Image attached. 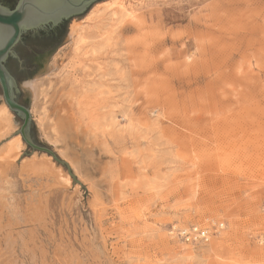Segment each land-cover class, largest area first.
<instances>
[{"label": "rangeland", "instance_id": "rangeland-1", "mask_svg": "<svg viewBox=\"0 0 264 264\" xmlns=\"http://www.w3.org/2000/svg\"><path fill=\"white\" fill-rule=\"evenodd\" d=\"M106 1L32 80L42 142L76 180L23 140L1 155L20 135L8 108L0 264H264V0H147L131 17ZM212 222L208 244L177 234Z\"/></svg>", "mask_w": 264, "mask_h": 264}, {"label": "water", "instance_id": "water-1", "mask_svg": "<svg viewBox=\"0 0 264 264\" xmlns=\"http://www.w3.org/2000/svg\"><path fill=\"white\" fill-rule=\"evenodd\" d=\"M98 1L0 0V100L20 117L19 134L23 142L33 151L50 155L74 179L69 164L42 142L31 103V87L36 73L45 67L64 40L70 20L83 15ZM62 24L53 36H44L43 32ZM80 185L87 193V188Z\"/></svg>", "mask_w": 264, "mask_h": 264}, {"label": "bare ground", "instance_id": "bare-ground-1", "mask_svg": "<svg viewBox=\"0 0 264 264\" xmlns=\"http://www.w3.org/2000/svg\"><path fill=\"white\" fill-rule=\"evenodd\" d=\"M144 1H147V0H109V1L102 3V5L107 4V7L105 9H108L109 11H113L114 16L120 15L122 17H131V16L135 15L137 5L146 4V3H144ZM97 6H99V5H97ZM94 14H96V13L94 12V9H92L91 12L89 13V15L87 16L86 20L93 18L92 16ZM82 31H83L82 30V23L81 22H73V24L71 25V35L70 36L73 39H75L76 50H79L80 46L87 42V38L84 36V33H83L84 31L83 32ZM89 39H91V38H89ZM44 89L45 88H44L43 81L38 80V82L32 83L31 97H32L34 104L36 106L38 105L37 102L40 101L41 96H43V94H46L45 93L46 89L45 90ZM39 97H40V99H39ZM41 100H43V98ZM40 102H38V103H40ZM42 104H43V102H42ZM39 105L42 106L41 104H39ZM36 106H34V107H36ZM36 108H38V107H36ZM36 108H34V109H36ZM9 116L10 115L8 113V107L5 105L3 107H0V128L1 129L6 130L8 128V125L11 122ZM0 137H1V135H0ZM13 140H11L10 142H8L7 144H5L3 146V149L1 150L2 151L1 155L2 156L4 155L5 157L12 156L13 158L12 157L11 158L13 160H15L21 154L22 149L24 148V144L22 143V139H21L20 135L15 137L14 141ZM71 164H73V163H71ZM220 226L225 227L222 223H220Z\"/></svg>", "mask_w": 264, "mask_h": 264}, {"label": "built area", "instance_id": "built-area-1", "mask_svg": "<svg viewBox=\"0 0 264 264\" xmlns=\"http://www.w3.org/2000/svg\"><path fill=\"white\" fill-rule=\"evenodd\" d=\"M178 228L177 234L188 244H208L211 238L222 228L220 224L212 222L209 226L190 225L186 229Z\"/></svg>", "mask_w": 264, "mask_h": 264}, {"label": "flooded vegetation", "instance_id": "flooded-vegetation-1", "mask_svg": "<svg viewBox=\"0 0 264 264\" xmlns=\"http://www.w3.org/2000/svg\"><path fill=\"white\" fill-rule=\"evenodd\" d=\"M13 8H14V7H13ZM13 8H10V9H13ZM64 24H65V23H64ZM64 24H62L60 27H58V28L55 29V30H51V31L43 32V34H45L44 36H45V37L53 36L54 33L57 32L58 30H60ZM6 66H7V63H6ZM7 68H8V67H7Z\"/></svg>", "mask_w": 264, "mask_h": 264}]
</instances>
